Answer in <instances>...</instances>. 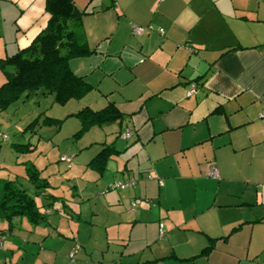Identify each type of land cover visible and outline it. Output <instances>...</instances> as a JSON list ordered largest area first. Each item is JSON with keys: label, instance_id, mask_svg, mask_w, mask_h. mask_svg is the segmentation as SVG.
Returning a JSON list of instances; mask_svg holds the SVG:
<instances>
[{"label": "crops", "instance_id": "crops-1", "mask_svg": "<svg viewBox=\"0 0 264 264\" xmlns=\"http://www.w3.org/2000/svg\"><path fill=\"white\" fill-rule=\"evenodd\" d=\"M45 2L0 0L1 21L12 23L7 30L0 23L1 54L27 47L44 28ZM73 2L86 12L91 55L103 42V57L121 59L97 87L109 80L116 99L107 104L133 134H120L124 146L110 143L117 153L94 175L119 248L108 264H264V0ZM7 179L0 178V196ZM12 219L0 228V264L5 251L25 243L11 236ZM210 240L213 249L200 256Z\"/></svg>", "mask_w": 264, "mask_h": 264}, {"label": "rangeland", "instance_id": "rangeland-1", "mask_svg": "<svg viewBox=\"0 0 264 264\" xmlns=\"http://www.w3.org/2000/svg\"><path fill=\"white\" fill-rule=\"evenodd\" d=\"M4 22L0 19L7 30L12 23ZM81 26L85 36V15ZM3 43L4 40L0 39V44ZM102 44L98 45L96 54L69 61L72 72L86 75V80L94 87L82 98L58 105L54 103L52 95L32 93L12 102L0 112V178H8L7 181L25 190L38 214L44 217L41 224L30 223L25 217H13L12 225L16 230L12 229L11 236L20 241L23 239L25 243L17 242L18 245L5 251L6 264H108L119 258V248L114 240L115 230L106 228L104 224L108 218L107 200L102 195L96 196L101 183L94 178V175L99 176V172L93 168L91 160L100 150L98 143H106L107 146V143L110 145L116 141L117 145L124 146L125 143L119 139L120 134L130 130L126 127L123 129L118 121L96 127L84 124L81 118L74 116L84 108L93 111L104 108L107 98L116 99V94H109L113 89L107 84L109 80L102 81V90L97 87L101 79L107 76L106 71L114 70L109 65L121 61L115 55L109 59L103 57L101 53L107 49ZM109 44L115 47V40ZM3 53L0 52V57L8 55ZM116 71L129 77L125 68ZM3 81L0 73V85ZM45 116L62 120L59 129L42 125L33 129L30 127L34 119L40 123ZM11 144L28 146H21L22 150L16 151ZM60 157L71 160L68 169ZM32 167L38 171L37 177L47 182L45 188H36L29 181L28 168ZM9 226L8 222L0 220V228L7 230ZM107 233L110 239H106ZM7 241L15 243L11 238ZM77 247L78 250L73 253ZM18 251L19 254L15 256ZM71 253L73 257L70 260L68 256ZM214 260H211V264H215ZM216 261V264L234 262L226 263L218 258Z\"/></svg>", "mask_w": 264, "mask_h": 264}, {"label": "trees", "instance_id": "trees-1", "mask_svg": "<svg viewBox=\"0 0 264 264\" xmlns=\"http://www.w3.org/2000/svg\"><path fill=\"white\" fill-rule=\"evenodd\" d=\"M44 9L48 15L46 25L29 45L0 57V73L4 80L0 85V112L7 109L12 102L32 93L52 95L54 103L64 105L70 100H79L93 89L83 76L75 75L69 67L71 59L87 57L92 53L81 26L82 18L86 15L85 10L79 9L73 0H46ZM74 116L81 118L84 124L96 127L117 122L122 118L112 102L97 111L84 108ZM61 122L62 120L45 116L40 123L38 119H34L29 125L32 129L37 125L59 129ZM4 140L7 138L4 137ZM11 146L16 151H21L20 147H27L28 144ZM26 150L29 151L28 148ZM116 153L111 145L104 146L91 160L93 168L101 174L108 158ZM37 175L38 171L34 167L28 168L29 181L36 188H45L47 182L40 180ZM15 216L25 217L33 224L44 220L25 190L13 185V182L3 181L0 219L10 223ZM212 249L213 243L210 240L199 255L206 256Z\"/></svg>", "mask_w": 264, "mask_h": 264}, {"label": "built area", "instance_id": "built-area-1", "mask_svg": "<svg viewBox=\"0 0 264 264\" xmlns=\"http://www.w3.org/2000/svg\"><path fill=\"white\" fill-rule=\"evenodd\" d=\"M134 31L136 33H141L143 30L141 28H134ZM159 34H162L163 31L161 29L157 30ZM196 89V86L194 84L191 85L190 89L188 90V92L186 93L187 96H191L194 91ZM260 117L261 119H263V122H264V109L263 111L261 112L260 114ZM132 133L131 132H127L123 135V138L124 139H130L132 137ZM261 136H262V139L264 141V125H263V128H262V132H261ZM60 161L65 163L67 168L70 167V164H71V160L68 158V157H60ZM208 176L209 177H212V178H216L217 177V171L215 168H211L209 171H208ZM135 183L134 180L130 181V182H123V183H117L114 185V187H119V188H125L127 186H133ZM135 208V203H133L130 207H129V210H133ZM162 229L160 227L159 229V235H162ZM4 237L2 235H0V248H1V245H2V241H3ZM78 250V247L75 248L74 252L75 253L76 251ZM73 253L69 254L68 258L71 260L72 257H73Z\"/></svg>", "mask_w": 264, "mask_h": 264}]
</instances>
